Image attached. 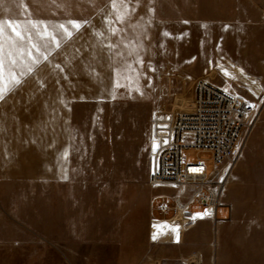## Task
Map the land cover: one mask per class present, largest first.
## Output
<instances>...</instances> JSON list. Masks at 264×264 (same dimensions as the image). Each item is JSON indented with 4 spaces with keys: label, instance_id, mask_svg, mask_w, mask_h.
Segmentation results:
<instances>
[{
    "label": "rangeland",
    "instance_id": "374dc122",
    "mask_svg": "<svg viewBox=\"0 0 264 264\" xmlns=\"http://www.w3.org/2000/svg\"><path fill=\"white\" fill-rule=\"evenodd\" d=\"M125 2L0 0V38H19L16 67L3 56L5 83L19 80L0 118V264H264V0ZM199 79L249 102L252 126L225 162L219 217L194 203L205 216L169 227L152 198L183 186H150L151 126L192 108ZM183 153L212 169L210 152Z\"/></svg>",
    "mask_w": 264,
    "mask_h": 264
},
{
    "label": "built area",
    "instance_id": "2783aa9c",
    "mask_svg": "<svg viewBox=\"0 0 264 264\" xmlns=\"http://www.w3.org/2000/svg\"><path fill=\"white\" fill-rule=\"evenodd\" d=\"M252 109L246 100L206 79H200L196 84L192 108L179 110L171 116H155L151 137L158 146L152 154L150 186L185 185L192 189L184 198L155 195L151 201L152 216H155V210L168 214L172 209L174 215L171 217L180 211L191 216V206L197 203L205 211L216 209V216L219 217V208L227 206L223 202L224 178L219 171L237 153L250 130ZM189 147L210 152L212 169L204 159L188 161L183 152ZM149 264L172 263L155 260ZM180 264L206 263L202 255L193 253L188 254Z\"/></svg>",
    "mask_w": 264,
    "mask_h": 264
},
{
    "label": "crops",
    "instance_id": "0c3cea01",
    "mask_svg": "<svg viewBox=\"0 0 264 264\" xmlns=\"http://www.w3.org/2000/svg\"><path fill=\"white\" fill-rule=\"evenodd\" d=\"M207 4V3H206ZM210 6H208L206 9H216V10H232V9H234V10H242L243 9V0H235V2H234V6L232 7V6H226V4H227V0H218V4L216 3H211V2H209L208 3ZM212 4H214L215 6H213ZM212 5V6H211ZM218 5V6H217ZM18 39L19 38H6V40L4 41V38H0V63H2L3 64V56H4V54H7V56L8 57H10V55L12 56V55H14V52H17V50H18V48H16V47H14L13 46V42L16 44L17 42H18ZM8 40V42H6ZM10 44V45H9ZM17 45V44H16ZM23 48V47H22ZM24 52H22L23 53V56H22V58H29V50H23ZM16 54H18V52L16 53ZM18 57V56H17ZM31 57V56H30ZM33 57V56H32ZM237 65V64H236ZM239 66V65H238ZM241 67V66H240ZM3 68L4 67H2V69H0V73H2V74H4V70H3ZM242 68V67H241ZM26 67L24 66V68H23V70H22V72H25L26 70ZM11 72V71H10ZM27 72V71H26ZM8 73H9V71H8ZM24 86H26V88H27V84H24ZM15 90H18V84H17V86L13 89V90H9V88H8V84L7 83H5L3 86H2V95H0V118H1V116H2V113H3V103L4 102H6V101H8L9 100V98H14V97H16L14 94H13V91H15ZM6 99H8V100H6ZM6 100V101H5ZM2 139H3V136H2V133L0 132V168H1V166H2V164H3V155H4V147H3V141H2ZM16 150H17V148H16ZM15 150V152H16V154H17V152L18 151H16ZM14 152V151H13ZM7 153H9V152H5V154H7ZM9 154H11V153H9ZM157 213V212H156ZM159 216L160 215H164L165 217H168V215L167 214H162V213H157ZM199 216L200 217H203V216H205V215H203V214H199ZM199 217V218H200ZM169 218V217H168ZM221 219H225V218H221Z\"/></svg>",
    "mask_w": 264,
    "mask_h": 264
},
{
    "label": "bare ground",
    "instance_id": "6f19581e",
    "mask_svg": "<svg viewBox=\"0 0 264 264\" xmlns=\"http://www.w3.org/2000/svg\"><path fill=\"white\" fill-rule=\"evenodd\" d=\"M234 68H235L234 74H237L241 78H245L246 79L245 82L246 83L249 82L250 85H251V87H252V89L256 90V92H260L261 91L262 85H261V83H260L259 80H257L255 77L254 78L251 77L252 75L249 76L247 74V72L243 68L239 67L236 64H234ZM193 105H194V100H193ZM193 105H192V107H193ZM251 124H252V120H251ZM226 173H227L226 163H224L222 165L220 171H219V175L224 178L225 187L228 184L229 179H230V177L232 175L231 173H228V174H226ZM182 186L183 187L179 190V192L176 194L175 197H178V196L181 197L182 193H184L185 195H187L188 192L192 189V187H188V186H185V185H182ZM157 194H168V193L166 191H160V192L156 193V195ZM211 212L216 214V209L210 208L207 211H204L203 213H209V214H211ZM196 217H199V214H192L191 216H186V214L184 212H181V211L179 213H177L174 217H170V218H168V217H166V218H160V217L154 216L155 221L157 223H159V224H166L169 227L171 225H173L174 223H176V222H180V224L183 226L187 222L192 221Z\"/></svg>",
    "mask_w": 264,
    "mask_h": 264
},
{
    "label": "snow or ice",
    "instance_id": "6c2138e0",
    "mask_svg": "<svg viewBox=\"0 0 264 264\" xmlns=\"http://www.w3.org/2000/svg\"><path fill=\"white\" fill-rule=\"evenodd\" d=\"M113 2H114V3H117L118 0H113ZM119 2H120V3H123V4H125V5H127V3L125 2V0H119ZM53 35H55V34H53ZM164 35L167 36L168 33H164ZM56 39H57V36H56ZM14 47H16V48L19 49V45H15V44H14ZM36 47H37V48H40L41 45H36ZM43 47H48V44H47V41H46V40L43 42ZM28 54H29V56L32 55L31 52H29ZM20 56H21V58H22V56H23V53H22V52H20ZM9 63L12 64L13 67H16L15 55L10 56ZM2 67H3V64L0 63V69H2ZM26 67H27V70H28V71H32V68H31L30 66H27V65H26ZM19 74H20V76H21V73H19ZM18 80H19V79H17L16 76H15V78L12 79L11 82H8V81H7V84H8V88H9V90H13V89L16 87ZM4 84H5V80H4L3 74L0 73V95L3 94V93H2V86H3ZM116 86L119 87V86H122V85L117 84ZM136 90L138 91V89H136ZM113 98H115V97L113 96ZM157 146H158V145L154 143V144H153V150H155V148H156ZM67 155H68L67 150H65L64 153H62V156H63L64 158H66ZM64 179H67V175L64 176ZM153 239H156V236H155V235L153 236ZM177 239H178V236H177Z\"/></svg>",
    "mask_w": 264,
    "mask_h": 264
}]
</instances>
